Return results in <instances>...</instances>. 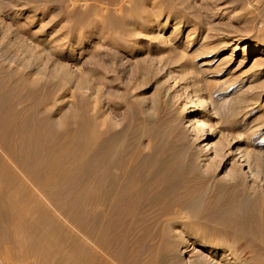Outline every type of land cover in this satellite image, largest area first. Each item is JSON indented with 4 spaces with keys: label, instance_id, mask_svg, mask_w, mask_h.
Here are the masks:
<instances>
[{
    "label": "rangeland",
    "instance_id": "374dc122",
    "mask_svg": "<svg viewBox=\"0 0 264 264\" xmlns=\"http://www.w3.org/2000/svg\"><path fill=\"white\" fill-rule=\"evenodd\" d=\"M2 95L6 98L0 97V116L26 109L33 116L47 117L54 132L71 121L70 129L80 121L105 128L130 117L134 108L143 109L142 118H164L172 140L190 138L185 152L195 158L204 143L196 121L205 115L208 140L215 147L209 149L214 151L211 160L201 167L206 179H197L199 190L193 196L198 198L190 195L197 203L186 209L174 207L170 216L179 221L170 226L167 221L153 224L144 247L131 245L125 260L264 264V243L259 238L264 233V0H0ZM79 139L74 142L81 144L83 138ZM2 162L6 161L0 157V217L25 218L14 226L20 241L34 244L51 237L50 248L59 244L68 249V256L77 243L81 249H74L73 259L87 260L88 251H94L91 240L45 200L34 197L15 165L11 170L7 163L8 170ZM66 184L53 193L63 191L60 203L69 209L67 197L73 190ZM206 189L205 203L200 196ZM178 194L173 199H188L182 189ZM21 203L23 213L17 209ZM196 222H203L196 232L207 239L230 245L234 237L238 239L234 254L196 241L186 232L187 223ZM11 231L0 225V260L7 247L3 238ZM247 241L250 247L244 250ZM46 253L27 254L22 260L26 253L14 251L7 257L13 258L12 264H38ZM97 253V259L105 257L98 259L100 264L106 260L117 264Z\"/></svg>",
    "mask_w": 264,
    "mask_h": 264
},
{
    "label": "bare ground",
    "instance_id": "6f19581e",
    "mask_svg": "<svg viewBox=\"0 0 264 264\" xmlns=\"http://www.w3.org/2000/svg\"><path fill=\"white\" fill-rule=\"evenodd\" d=\"M6 102L4 103L7 104ZM12 109L14 108L10 107V110ZM142 110L134 108L130 117L124 116L118 124L110 123L105 128H100L96 124L84 125L87 122L81 123L80 121V125H75L76 127L70 129V124H72L70 120V124L63 123L65 125L64 127L62 126V131L60 129L56 132L52 130L53 124L46 119L47 117L42 119L40 116H33L26 109L20 110L15 115L7 113L11 114V117H6L3 115L4 113L1 114L0 133L3 135V132H5L3 135L5 137L1 136L0 138L2 139L0 153H3L4 158L2 155L0 157L3 161H6L1 164L4 163L8 170H12V167L15 165L14 171L19 169L17 172L21 171L23 173L24 178L21 174H19V178L25 179L23 183L27 184L33 192V196L45 200L46 204H50L55 209L53 212H58L64 218L71 221L74 228L77 229L76 231H79V233L90 239L91 241H89L94 247L92 253L88 251V257L90 256L88 259L85 255L87 260H82L83 258H76V260L72 257L75 253L74 249L78 248L76 242V247L73 250H69L70 253L72 251V256L71 254L68 256L66 251L68 249L62 248L59 244L55 243L57 248L51 249L50 241H47L51 237H45V241H43V237L41 242L27 244L20 241L18 238L19 233L14 228L18 222H23L25 218L20 217L19 214H17L19 218L11 214L10 217L5 215L4 218L0 217V225L6 224V226L12 228L11 233H7L8 235L3 238L7 245L4 249L6 257L10 253L13 254L14 251H22V253L24 251L26 253L24 255H37V257H41L42 255L38 256V254H42V252H49L50 255L46 253L37 263L100 264L98 259L101 261L105 257L101 259L99 256L97 259V252L99 251L105 254V256H109L114 263L129 264L128 260H125L127 258L124 254L131 252V245L132 247H142L145 244L144 242H146L147 237L152 235L153 227H155L153 224L167 221V225H173L179 221L176 217L170 216L173 213L174 207L186 209L197 203L195 202V198L193 199V197L198 198L196 194L193 196L197 188V179L205 178L201 173L204 167H201L206 161L211 160L213 156H209L214 151L210 150L215 147V144L211 140H208L210 136L206 131L205 115L196 121L197 125L195 128L196 130L198 129V133L201 131V140L204 141L202 146L198 148L199 151L197 150L199 153L196 159L194 155L188 153L189 151L185 152V149L188 147L187 141L190 139L189 137V139L185 140L186 142L182 139L183 136L172 140L171 126L169 127L168 123L163 120L164 118H161V120L156 119V117L154 118L156 120H153V118H142L144 116L143 114L141 117ZM7 126L11 128L10 131L8 129L9 132L4 131ZM84 127L87 128L86 131ZM195 128L193 126V129ZM79 138H83L85 141H82V139L81 144H78ZM145 138L149 139V142L143 143L142 141ZM75 139L78 140L77 143L74 142ZM67 158H69V161L66 162ZM7 163L11 166L7 165ZM86 164L87 168H85ZM9 166L11 167L10 169ZM64 184L67 187L70 184L69 187L71 186L73 190H71L72 192L67 197L70 199V202H68L71 209L61 206L63 203H60V199L65 195L63 191L60 192L59 190V193H53L55 187H59V185L62 187ZM207 185L208 187L206 188H209V184ZM218 185H215V187H220ZM181 189L188 196V199L184 198V201L175 200V195L180 193ZM209 189L212 191L211 188ZM215 190L217 188L213 190L214 193ZM206 191L207 189L204 194L200 193L203 194L200 197L204 201L208 195ZM191 194L192 198H190ZM178 195L180 196V194ZM210 196L215 198L214 196L216 195ZM171 197L172 200L168 201V198L170 199ZM209 204H211L212 210L215 211V203L214 205L213 202ZM24 207L25 204L21 203L17 209L23 213ZM202 211L204 212V210ZM167 216L170 217L164 220L161 219ZM261 224L264 229V218L261 219ZM202 227L203 222L187 223L188 230L186 232L192 235L196 241L205 243L209 249L214 248L216 250L219 247H225L231 254L232 249L238 247V243L236 242L239 240H236L235 237L232 242L229 240L233 243L231 245L230 243H221L207 239L203 233L199 234L196 232L197 229ZM155 233V235L161 237L165 235L162 231L160 233L156 231ZM259 238L264 243V233ZM249 247L250 244L247 241L244 250H247ZM28 255L22 256V260L25 257L28 258ZM5 256H2L0 264H12L13 258H5ZM148 260L150 261H147V264L153 263L152 258ZM106 262L107 260L104 264H108Z\"/></svg>",
    "mask_w": 264,
    "mask_h": 264
}]
</instances>
